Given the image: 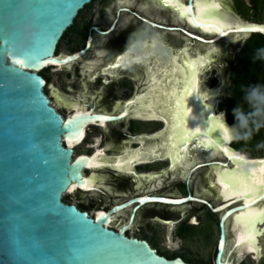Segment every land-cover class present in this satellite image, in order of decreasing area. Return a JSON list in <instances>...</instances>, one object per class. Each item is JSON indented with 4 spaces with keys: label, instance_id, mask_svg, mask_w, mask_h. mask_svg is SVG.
Masks as SVG:
<instances>
[{
    "label": "water",
    "instance_id": "water-1",
    "mask_svg": "<svg viewBox=\"0 0 264 264\" xmlns=\"http://www.w3.org/2000/svg\"><path fill=\"white\" fill-rule=\"evenodd\" d=\"M92 1L0 0V264H187L180 258L167 260L160 257L145 241L127 238L125 233L133 225L137 211L146 205L177 208L188 203L204 206L217 216L218 239L213 264H238L248 253L251 256L255 254L256 264H264V224L256 223L249 228L246 226L249 217L242 214L249 208L257 212L264 209V200L259 198L264 196V186L257 185L261 190L257 194L256 202L246 206L243 197L231 196L230 189L229 198L226 199L222 194L225 189L218 183V179L223 178L231 184L229 174L234 170L248 175L250 183L253 170L256 172V180H264V173L259 171L264 168V164L259 163L264 161V157L251 158L236 152L231 145L214 142L204 134L197 117L196 73L191 67L196 65V59L208 56L203 71L204 75H207V69L215 63L212 59L224 55L221 52L233 54L237 52L241 41L253 35L264 37V32H237V28H264V24L241 21L230 12L227 2L222 0L220 4L226 5L228 11L223 6L225 11L234 21L239 22V25L224 28L219 22L198 20L195 16V2L198 0H180L185 11L183 27L172 23L171 27H165L144 19L141 21L153 30L180 34L186 41L182 40L185 42L184 46L174 50L162 41L163 35L154 33L144 40L132 43L114 62L115 64L120 57L131 51L133 45L145 48L156 40L174 51L186 50L191 59H194L189 63L194 79L193 98L182 134L185 129L195 132L188 142L200 140L216 150L218 156L192 163V159H188L190 163H187V167H179L174 171V178L183 180L188 187L194 175L206 170V173L202 174L205 179L201 177L195 187L205 190L207 186L205 191L213 204L190 194L177 199L140 197L115 206L107 213L96 212L92 218H88L86 212H79L75 206L61 202L62 195L66 194L70 187L84 194L99 193V185L94 177H86L84 172L114 170L138 177L133 168L127 172L114 169L117 163L113 160L122 155L109 159L100 156L96 151L90 156L78 155L73 160L71 157L72 147L82 141L87 127L111 125L133 117V109L138 106L135 99L143 96L148 87L144 70L138 71L141 78L134 95L118 104V108L111 113L95 112L94 108L79 109L84 114L80 119H71L77 115V110L62 120L49 106V100L43 93L45 81L39 73L49 67L71 68L90 50L92 38L88 35L82 50L71 55L54 56L63 34L72 26L79 12ZM150 2L151 0H148L147 4ZM162 8L172 13L169 7ZM119 13L130 11L120 10L117 17ZM115 23L116 21L106 32H100L96 28L91 30L100 36H107L114 30ZM213 46H216L217 50L222 48V51L209 54ZM17 59L23 60V64L14 63ZM216 69L219 70L220 67L217 65ZM132 79L137 80L134 77ZM205 79V86L209 88V78L206 76ZM219 80L217 88H209L210 91L217 92L214 105L225 96L224 90L225 93L227 90L224 80ZM46 89H49L55 101L60 102V107L65 109L68 97L50 85H47ZM153 112L157 120L152 121L162 125L157 133L164 132L165 119L161 110L156 109ZM207 115L209 118L217 116L214 110H209ZM106 116L110 119H103ZM221 117L229 129L233 127L227 123L225 116ZM197 129L200 131L196 132ZM153 135L135 139L139 142L150 141L154 139ZM237 137L238 135L233 133L232 142ZM186 147L184 144L182 149L186 150ZM222 148L228 150L227 154ZM166 161L167 171L173 173L171 160L167 157ZM89 164L92 167H89ZM130 164L136 165L131 160ZM84 181L90 183L83 187L81 185ZM128 209L131 211L127 223L116 232L111 231L109 227L115 223L114 216ZM160 213L163 214L162 211L158 212ZM147 217L145 213L141 214L135 227L143 225ZM172 228L173 224L169 223L166 227V237L167 248L174 250L178 248L180 241L176 238L175 243H170L169 234ZM252 233L254 235L250 240L249 235ZM250 247L254 250L249 251Z\"/></svg>",
    "mask_w": 264,
    "mask_h": 264
},
{
    "label": "flooded vegetation",
    "instance_id": "flooded-vegetation-1",
    "mask_svg": "<svg viewBox=\"0 0 264 264\" xmlns=\"http://www.w3.org/2000/svg\"><path fill=\"white\" fill-rule=\"evenodd\" d=\"M127 2L125 0L124 1L123 0H115V2L113 4H111L112 6L109 8V12H106L103 10L104 14H102V16L95 18V19H97L96 21L94 19L91 20V24L86 31V35H85V38L83 41V46L80 49L75 50L71 53V54H73L75 52L82 50L86 44V40H87L88 35H91V38H92L91 48L85 54V57L82 58L81 60H79L78 63L73 64L71 68L60 69L58 67H49L46 69V70L54 69L57 73H62L64 71H71V69H73L72 70L73 71L72 76L74 78H77L79 80L85 79L84 84L82 85V89L79 92L74 91L71 88V91L75 92V94H74L75 96L72 97L71 99L68 98L69 101L67 103L68 104L67 109H68L69 113L67 115L64 114L67 111H65V109H63L59 105H57L56 101L51 96L50 97L48 96L47 91H46V93H44V90H43V93L45 94L46 98L49 100V106L55 110V112L62 118V120H64L67 116L71 115L74 112L72 107H70V106H76V105L78 107H80L81 109H85V110H88L90 108H94L95 112L111 113L113 110L118 108V104H120L123 101H127L136 92L135 90H137L136 88H138L137 86L139 84L138 81L140 80L139 76H138V75H140L139 72L136 73V75L134 76V78L137 79L136 81H133L132 76L127 75L124 71L118 72L117 75L105 74L104 72H106L108 70L107 68H110L109 65L114 64L115 60L120 56V54H119V56L115 57L111 61V63L102 65V64H99V58H97V55L100 56L101 51H99V49L95 47L96 42H97L96 41L97 38L110 37V36H112L113 33L118 32V30H120V25L122 24L121 21L123 20V16H125L126 19L128 18V19H131L134 21V23L132 24V23H130L131 20H129L128 22H126V24L124 26L126 30L128 29L127 31H129V36H131L134 33L133 29L135 28V26H138L137 24H139V27H143V29H142L143 31L149 30V33L151 35L154 33H157V32H162L164 34H169V35L173 34V33H169V32L153 30V29L149 28L148 26H146L145 24H143L141 19H144L146 21L156 23V24H159V25H162L165 27H171L172 26L171 24L166 25L163 22H159V20L148 17L146 14H144L142 12V10L138 9L137 7L131 6V5H134L133 3H130V6H127L126 5ZM225 2H227V4H228L227 6L230 9H231L230 4H232V6L236 10V12L240 16H242L243 18H246L249 16L252 19V20H250L249 23L256 22L254 20L256 17L254 14H256V12L250 3V0H238V2L240 5L249 9L250 12L253 13V15H242V14H240L238 12L236 6L234 7V1L233 0H225ZM149 4H151V3H149ZM223 6H226V5L223 4ZM123 9L129 10L130 13H119V15L117 17L118 11L123 10ZM236 17H238V16H236ZM107 21H108V26L105 29H102L101 27H102L103 23H106ZM115 21H116V23L114 25V30L107 36H100L91 30L92 28H96L100 32H106L113 25V23ZM257 24H264V22L261 23V22L257 21ZM192 32L197 33V31H195V30H192ZM239 50H237V52H235V53L237 54L239 52ZM71 54H69V55H71ZM90 55H92V57ZM235 55H233V56H235ZM95 58H97V62H94ZM89 64H91V66ZM87 65H88V67H87ZM46 70H44V71H46ZM44 71H42V72H44ZM72 76L70 75V78ZM45 78H46V76H45ZM116 79H122L123 80L121 85H119L121 90L129 89L131 83L132 82L134 83V90H133L132 95L130 97H127V98L119 97L116 100H113V93L112 92L114 89V84L116 82L115 81ZM48 83H49V81H48ZM93 84L98 85L99 90H97L96 92H93L94 96L92 98V97H88L87 94L90 91L89 86L93 85ZM217 86H218V84H216L213 87L209 86V88L213 89V88H217ZM66 93H69V92L67 91L63 94L67 95ZM225 95H226V93H225ZM224 97L223 98L220 97L221 100L219 101V106L223 102ZM111 101H112V105H111L110 110L103 108L105 105H110ZM101 102H102V104H101ZM217 104L218 103H216V105H215L214 112L216 113V115H219L220 112H223V111L219 110V112H217V110H216ZM102 105H104V106H102ZM224 116H225V114H224ZM133 123L140 124L143 126L153 125V126H155V128L147 127L146 129H143V130L141 129V130L134 131L131 128V125ZM159 125H161V124H159L158 122L145 121V120H141V119L136 120L133 117H129L125 120L119 121V122L111 124V125H104V127H102L100 125L89 126L84 131L85 134H84V138L82 139V141L77 146L72 148L73 153H72L71 160L74 159L78 155L90 156L92 153H94L96 151H103L105 156L108 157L109 159L112 156L123 155L124 153L128 152V150L131 152V150L134 151V150L138 149V150L142 151L140 153H143L144 152L143 149H140V144L142 143V141L139 142L135 138H138L140 136H150V135L157 133L159 128H160ZM91 129L94 131L97 130L100 133H103L104 137H106V133L113 135V137L115 139L119 140L120 145H121L120 146L121 150L115 155H112V154H110L109 151L104 150V147L100 146L101 145L100 140H101V137H103V136H101V135L97 136V133H95L94 131H93V133H95L94 134L95 136L91 139V143H88V135H89ZM98 137H100L99 140H98ZM96 140L99 141L97 146L95 144ZM88 145L91 146L88 149V153L87 152L76 153L77 149L81 148L82 146H88ZM63 147L66 148V146L64 144H63ZM144 147H145V144H144ZM137 162H140V164H136L135 167L133 168V171L135 172V174L138 177H133L132 175H129L127 173H117L114 170L85 172L83 174L86 177H88L89 175H93L94 179L96 180V183L99 185V193L84 194V193H81V192H78L75 190L73 193H67L65 197L73 195V194H78L80 196H84V197L88 198L90 206H93L95 203H98V207H100V208H97L95 210L94 214L96 212L107 213L115 206L121 205V204H123L129 200H132L135 198H140V197L177 199V198H184L188 194H190L192 197L204 199L208 202H211V204H213L212 200L209 198V196L207 195V193L205 191V190H207V186H206L205 190L200 189V188L197 189L195 187L196 182L198 180H200L203 172H205L206 170H201L196 175H194L191 183L189 184L188 187H186L183 180H176L174 178L175 177L174 172L171 173V172L167 171V168H168V162L167 161H165V162L158 161V159L144 160L141 158ZM160 163H165V168L154 171L155 166L160 164ZM121 172H126V171H121ZM202 178L205 179V177H202ZM180 193H182V194H180ZM79 200H82V199L80 198ZM114 200H116V201L113 202ZM61 202L64 205L75 206V208L79 212H86L88 215V218H92V216H93V215L91 216L89 214L88 210L82 204H79V202L72 203L70 200H67V201L61 200ZM107 205H109V207L105 209L104 207H106ZM192 209L194 210V212H193L194 216H189V212L193 211ZM130 211L131 210L128 209V210L122 211L119 214L115 215L114 216V222H116V220H115L116 216L121 217L123 215L128 214L126 216L125 220L121 224L114 223L115 226L113 224L109 227V229L111 231L116 232L117 229H119L122 225H125L128 221L129 216H130ZM159 211H162L163 214H161V213L158 214ZM204 211H208V214L213 216V218H217V216L213 215L206 207L198 205V204H194V203H188L186 205H183V206L177 207V208L164 206V205H156V204L155 205H146L137 211V213L135 215L134 223L130 227V229H128L126 231L125 236L127 238H134V239H137L140 241H145L152 248L151 243L155 244L152 240H148L147 237L137 238L135 236H131V234H130L131 231L135 228V225L137 224L138 218L140 217V215L145 213L148 216L145 220L146 223H151L154 221H155L154 223H161L162 222L163 226H165V227H168L169 223H172L173 228H174V226H176V237L179 240L185 241L187 239H190L192 237H197V236L192 233L189 235L188 238L181 239L180 237L177 236L178 229H180L183 225L188 226V227H192L193 229L200 228L202 225L200 226V222H198L196 215H200ZM156 215L159 217L157 218ZM212 225H213V223H212ZM217 226H218V222H217ZM216 243H217V241H216ZM215 248H216V244H215ZM154 250L156 251V249H154ZM181 255H183V254H181ZM158 256H160V255L158 254ZM160 257H163V256H160ZM214 257H215V253H214ZM163 258H165V257H163ZM165 259H167V258H165ZM180 259L183 260L182 258H180ZM167 260H170V259H167ZM171 260H173V259H171ZM183 262L187 263L185 260H183ZM187 264H189V263H187Z\"/></svg>",
    "mask_w": 264,
    "mask_h": 264
},
{
    "label": "bare ground",
    "instance_id": "bare-ground-1",
    "mask_svg": "<svg viewBox=\"0 0 264 264\" xmlns=\"http://www.w3.org/2000/svg\"><path fill=\"white\" fill-rule=\"evenodd\" d=\"M153 0H151L150 3ZM160 6H167L172 11V17L176 21L177 26L183 27L184 20L183 17L179 15V12L171 7L170 5L164 4L163 0H158ZM127 2V1H126ZM129 2V1H128ZM179 4L182 2L178 0ZM200 4L202 11L197 10V4ZM149 4V3H148ZM150 5V4H149ZM167 11V10H166ZM195 16L198 20L201 21H210V22H219L224 28L232 27L239 25V22L234 21L230 15L227 14L224 7L220 4V0H198L195 2ZM182 22V24L178 23ZM149 30H147L148 33ZM181 38V35H178ZM247 37H245L246 39ZM217 47L213 46L210 48L209 54L211 52L217 53ZM55 56V54H54ZM57 57V56H56ZM123 62H120L119 59L116 63L120 62L121 66L118 68H107L108 70L104 72L105 74H114L117 75L118 72H126L127 75L134 77L136 73L141 69V67H146L141 69L144 70L148 78V87L145 94L141 97L136 98L138 106L133 109V117L141 120H157L153 110H161L165 119V130L161 133H155L150 141H142L140 144L141 150L126 152L122 156L113 160L116 161V167L119 171H129L134 168L130 164V160L134 164H140L139 159L144 160H154L166 161L168 157L171 160L172 168L174 172L179 167H187V163H190L188 159H192L191 163L198 160L211 159L218 156L216 150L211 149L212 147L201 142L200 140H191L186 144V150L182 149L179 138L182 135V129L184 124L188 108L192 102L194 86L191 87L187 94H185V89L189 88V84L186 81L191 82L194 85V79L192 72L189 68V63L193 62L194 59L187 54L186 50L181 52L174 51L169 49L163 44H159V41H153L152 44L148 47L142 48L141 46H136L135 49L128 51L125 55ZM208 61V56L200 57L196 59V105H197V117L201 123L202 131L206 136H208L214 142H222L226 145H231L233 142V133L225 124L221 115H217L216 118H209L207 112L209 110H215L214 101L217 97V92L210 91L208 87L205 86L206 75H204V67ZM91 66V64H89ZM89 66V67H90ZM88 67V65H87ZM139 68V69H138ZM89 69V68H88ZM45 87V86H44ZM179 94L183 97V107L181 111L186 113L182 121H175V98ZM56 104L60 105V102L56 101ZM68 104H66L67 107ZM80 106V105H79ZM73 111L81 109L80 107L70 106ZM171 113V115H170ZM216 114V113H215ZM177 125L178 131H173V124ZM222 123L228 128L229 138L224 139L222 132L217 128V124ZM104 127V125H100ZM98 140L95 144L98 145ZM148 145L147 150L144 148V144ZM176 144L177 147L173 148L172 145ZM74 148V147H72ZM102 157H105L103 151H97ZM192 154V156H191ZM244 155V154H243ZM93 177V175H90ZM74 188L70 187L67 193H73ZM66 193V194H67ZM250 253L244 255L250 256L254 260H257V257L253 253L252 256Z\"/></svg>",
    "mask_w": 264,
    "mask_h": 264
},
{
    "label": "rangeland",
    "instance_id": "rangeland-1",
    "mask_svg": "<svg viewBox=\"0 0 264 264\" xmlns=\"http://www.w3.org/2000/svg\"><path fill=\"white\" fill-rule=\"evenodd\" d=\"M124 1V0H123ZM126 1V0H125ZM129 2L126 3L127 6H130V3H133L134 7H137L138 9L142 10V12L144 14H146L148 17L159 20V22H163L164 24H174L176 25V21L174 20V18L172 17V13L169 14L168 11H166L165 9H163L158 0H153L150 5L147 4L148 0H127ZM225 1V0H222ZM234 1V7L236 6L238 12L242 15H253V13L250 12L249 9L245 8L244 6L240 5L238 0H233ZM115 2V0H93L89 5H87L86 7H84V9H82L78 16L75 18L74 23L72 24V26L68 29V31L66 32V35L64 36V39L60 42L59 46H58V52L56 54V56H63V55H69L71 54L73 51L80 49L83 46V41L86 35V31L88 29V27L91 24V20L94 19L95 21L97 19V17L102 16L103 10L106 12H109V8L112 6L111 4H113ZM248 2V1H247ZM249 3V2H248ZM145 4V5H144ZM231 9L230 12H232L235 16H238V19H240L243 22H250V20H252L249 16L246 18H243L242 16H240L236 10L233 8L232 4H230ZM225 7V6H224ZM226 9V7H225ZM228 11V9H226ZM256 14H254L258 20V22L263 23L264 22V6H261L259 8H256L255 10ZM123 16V20L121 21L122 24L120 25V30H118V32H115L112 34V36L107 37V38H97V42L95 47L99 49V51H101L100 56L97 55V58H99V64L105 65L108 63H111V61L119 56L122 55V52L128 47L130 46L132 43H135V41H139V40H144L145 38L149 37L151 34L147 33V30L143 31V27H139V24H137L138 26H135V28L133 29L134 33L129 36V31H127L125 29V24L126 22H128L131 19H126V17ZM124 22V23H123ZM130 23H134L133 20H131ZM182 23V22H180ZM183 25V24H182ZM108 26V21L106 23H103L102 25V29H105ZM145 33V34H144ZM162 36V41H164L168 46H170L171 48H173L174 50L180 48L181 46H184L185 44V39L183 37H179V34H164L162 32H157ZM125 36V37H124ZM124 38V39H123ZM185 41V42H182ZM247 40V39H246ZM241 41L240 44L237 46V49L239 50L241 48V46L244 44V42L246 41ZM201 49V48H199ZM196 50V49H194ZM199 51V50H198ZM219 52L222 51V48L218 49ZM222 55L220 58L214 57L212 60L215 62L210 68L207 69L206 72V76L209 78L208 79V85L211 87L215 86L216 84L219 83V79L222 78L224 80V87L226 89L227 87V76L229 73V70L233 67L234 65V56L236 53L234 52L233 54L229 52H221ZM92 57V55H90ZM89 56V57H90ZM217 56V55H216ZM97 58L94 59V62H97ZM219 59V60H218ZM218 61L220 64H218ZM216 64V65H215ZM96 65V64H95ZM219 66L220 69H216V66ZM146 68V67H141V69ZM139 69V68H138ZM140 69V70H141ZM73 69H71V71H64L62 73H57L54 69H49L44 71V75L46 76V78L49 80L48 86L50 85L51 87H53L54 89H56L60 94H62L63 96H66L68 98H72L75 95V92L71 91V88L74 91H80L82 89V85L84 84L85 79L83 80H79L77 78H74L72 76V71ZM70 72V73H69ZM126 73V72H125ZM72 76L70 78V75ZM112 75V74H110ZM139 76V75H138ZM141 76H139L140 79ZM115 84H114V89H113V100H116L117 98L121 97V98H127L130 97L132 95V92L134 90V83L132 82L130 85V88L127 90H121V88L119 87V85H121V83L123 82L122 79H116L115 80ZM90 91L88 92L87 96L88 97H92L93 98V92H96L98 89V85H90L89 86ZM137 89V88H136ZM48 96L50 97V92L49 89H46ZM45 91V92H46ZM64 91V92H63ZM69 92L66 93L67 95L63 94L65 92ZM136 91V90H135ZM99 92V91H98ZM224 94H225V90H224ZM123 95V96H122ZM112 100V101H113ZM112 101L110 102V105H102L104 106L103 108H106L107 110L111 109V105H112ZM102 104V102H101ZM68 107V106H67ZM66 107L67 111L64 114H68L69 111ZM217 112H219V102L217 104L216 107ZM220 113H224V112H220ZM147 127L149 128H155V126L151 125V126H143L140 124H135L133 123L131 125V128L134 131L137 130H143L146 129ZM160 127V128H159ZM159 130H161V125H159ZM90 130V133L88 135V143H91V139L95 136L94 134L97 133V136L101 135L103 136V133H100L99 131L95 130ZM109 133H106V137H101V145L102 147H104V150L109 151L110 154L115 155L117 154L120 150H121V145L119 140L115 139L113 137V135H108ZM84 138V137H83ZM100 139V137H98V140ZM95 145V144H94ZM91 146H82L81 148L76 150V153L79 152H87L88 153V149ZM149 148L148 145H145V149L147 150V148ZM128 152H130L128 150ZM246 156L250 157L249 154H246ZM73 160V159H72ZM165 168V163H160L158 165L155 166V170H160V169H164ZM85 173V172H84ZM182 194V193H180ZM178 195V194H177ZM82 200H79V199ZM70 200L72 203H77L79 202V204H82L89 212V214L92 216L95 212V210L98 207V203H95L93 206L89 205V201L88 198L84 197V196H80L78 194H73L67 197L63 198V201H67ZM79 200V201H78ZM116 200H114L113 202H115ZM109 205H107L106 207H104L105 209L108 208ZM123 215L121 217L116 216V224H121L126 216ZM189 216H194L193 212L189 213ZM198 222H200V228H195L194 230H192L191 232L196 235L197 237H192L190 239L187 240H179L176 237V226H174V228H172L171 233L169 234V237L171 238L170 243L173 244L175 243V240L177 238V240L180 241V244L178 246V248L172 250L171 248H167V237H166V227L163 226L162 223H144L143 225H138L136 226L132 231H131V236H135L137 238H142V237H147L148 240H152L156 246L157 249L161 250L162 252H166L169 254L172 253H176V254H183L185 255L187 258L194 260V261H203V262H207V261H213V254L215 252V244L216 241L218 239V227H217V220L216 218H213V216H211L210 214H208V211H204L202 214L200 215H196ZM213 223V225H212ZM115 226V224H114ZM199 227V226H198ZM257 260H254L253 258H251L250 256H246L244 257L238 264H256Z\"/></svg>",
    "mask_w": 264,
    "mask_h": 264
},
{
    "label": "trees",
    "instance_id": "trees-1",
    "mask_svg": "<svg viewBox=\"0 0 264 264\" xmlns=\"http://www.w3.org/2000/svg\"><path fill=\"white\" fill-rule=\"evenodd\" d=\"M250 3L254 10L264 6V0H250ZM254 20L256 21L254 23H257L258 19L255 18ZM66 32L57 45L55 56L58 52V46L64 39ZM262 51H264V37L253 35L244 42L239 52L234 56V66L229 70L227 76L226 95L219 106V110L224 112L226 121L230 126L235 125L236 121L233 110L238 106L245 112L250 111L249 106L243 100L244 90L249 85H264V60L257 58L258 54ZM39 76L45 81L44 93H46L45 91L49 80L45 78L44 72L39 73ZM231 148L240 154H249L251 158L264 157V124L253 122L247 135L243 137L238 135L237 139L231 144ZM192 230H194L192 227L183 225L178 229L177 236L181 239H186L192 234ZM151 244L152 248L156 249L157 254L170 260L182 258L189 264H213V261H193L181 254L162 252L157 249L155 244Z\"/></svg>",
    "mask_w": 264,
    "mask_h": 264
},
{
    "label": "snow or ice",
    "instance_id": "snow-or-ice-1",
    "mask_svg": "<svg viewBox=\"0 0 264 264\" xmlns=\"http://www.w3.org/2000/svg\"><path fill=\"white\" fill-rule=\"evenodd\" d=\"M163 2H164V4L170 5L171 7L175 8L179 12V15L181 17L184 15V8L181 4H179L178 0H163ZM196 7H197L198 12L202 11L199 3L197 4ZM236 31L237 32H245V31H248V32H264V28H256V27H251V28H247V29L237 28ZM135 47L136 46L133 45V50L135 49ZM124 59H125V57H120L119 61L123 62ZM52 62L55 63L57 61H52ZM120 62L115 63V64H110L109 67L110 68H118L121 66ZM14 63L23 64V60H19V59L14 60ZM191 67L193 69H195L196 65H192ZM186 83L189 84V88L185 89V94H187L189 89L194 86L191 82L186 81ZM174 103H175V115L173 118L175 121H182L186 115V113L181 111V108L183 107V97L181 95L177 94ZM82 115H84V114L78 110L77 115L71 119L72 120H78V119H80V117ZM170 115H171V113H170ZM103 119H110V117L106 116V117H103ZM181 126H183L182 123H181ZM217 128L219 129L220 132H222L224 139L227 140L229 138L228 128L225 127V125L222 123H218ZM173 131H178L177 125L175 123L173 124ZM199 131H200L199 129L196 130V132H199ZM195 134H196L195 132H188L187 129H185L184 133L179 138L180 144L183 145V144L187 143L189 141L190 137H192ZM69 143H71V141H69ZM172 147L175 148V147H177V145L173 144ZM221 150L223 152H225L226 154L228 152V150L226 148H222ZM230 158L235 159L234 157H230ZM259 163L264 164V161H261ZM89 167H92V165L89 164ZM116 167L119 168L120 165L118 164V165H116ZM259 171L261 173H264V168L259 169ZM229 175L231 178V184L226 182L223 178L218 179V183H220L222 185V187L225 189V192L222 193L223 195H225V198L226 199L229 198V189H230L231 196L236 197V198L243 197L246 206L254 204L256 202V199L258 198L257 194L261 190L260 188H257V185L259 184V185L264 186V180H256L255 179V175H256L255 170H253L252 174H251V183L249 182V179H250L249 176L243 172H236L234 170ZM89 183H90L89 181H84L81 186L86 187ZM259 198L264 200V196H261ZM172 203H180V201H172ZM242 214L249 217V222L246 225L249 228H252L256 223L264 224V209H261L259 212H257L256 210L249 208L246 213H242ZM100 215H102V214H100ZM99 218H100V216L98 215L97 219H99ZM252 235H254V233L249 235L250 240L252 238ZM252 250H254V248L250 247L249 251H252Z\"/></svg>",
    "mask_w": 264,
    "mask_h": 264
},
{
    "label": "clouds",
    "instance_id": "clouds-1",
    "mask_svg": "<svg viewBox=\"0 0 264 264\" xmlns=\"http://www.w3.org/2000/svg\"><path fill=\"white\" fill-rule=\"evenodd\" d=\"M257 58L264 60V51L259 53ZM243 100L250 111L245 112L240 106L234 109L233 115L236 122L230 128L234 134L241 137L247 135L253 122L264 124V85H249L244 90ZM219 115L224 116V113Z\"/></svg>",
    "mask_w": 264,
    "mask_h": 264
},
{
    "label": "built area",
    "instance_id": "built-area-1",
    "mask_svg": "<svg viewBox=\"0 0 264 264\" xmlns=\"http://www.w3.org/2000/svg\"><path fill=\"white\" fill-rule=\"evenodd\" d=\"M66 196V194L62 195V199Z\"/></svg>",
    "mask_w": 264,
    "mask_h": 264
}]
</instances>
